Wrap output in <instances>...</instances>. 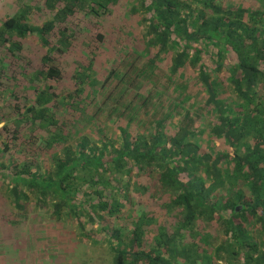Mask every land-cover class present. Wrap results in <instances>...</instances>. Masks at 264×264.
Listing matches in <instances>:
<instances>
[{
	"label": "trees",
	"instance_id": "16d2710c",
	"mask_svg": "<svg viewBox=\"0 0 264 264\" xmlns=\"http://www.w3.org/2000/svg\"><path fill=\"white\" fill-rule=\"evenodd\" d=\"M24 7L0 25V264L63 262L45 221L110 264H264V6Z\"/></svg>",
	"mask_w": 264,
	"mask_h": 264
},
{
	"label": "rangeland",
	"instance_id": "374dc122",
	"mask_svg": "<svg viewBox=\"0 0 264 264\" xmlns=\"http://www.w3.org/2000/svg\"><path fill=\"white\" fill-rule=\"evenodd\" d=\"M28 0H0V25L4 19L10 16H14L16 13L21 11H26V7H24L25 2ZM30 1V0H29ZM254 1L258 7L264 6V0H251ZM38 19H40V16H38ZM112 28H115V26H111ZM117 41H112L114 43V46H108V44L103 45L104 53L102 56L98 58V61L101 63H105L106 60L114 54L115 50L118 47ZM116 45V46H115ZM35 48V46H34ZM33 48V50H34ZM4 123L0 124V127ZM1 192V191H0ZM44 226V228L40 229V233H43L44 236L47 235V233H52L56 237H60L61 241L60 249L59 251H55L56 254H65V258L63 262H53L50 260V258H47V261L42 264H110L109 256L106 253L105 247L102 245H91V244H85L81 242L76 236H75V229L72 227L70 223H62L61 225H53L49 221ZM43 226V225H42ZM7 238L5 237V240ZM1 245V244H0ZM45 248V245L42 244V247L40 245V250ZM49 249L48 254H52L53 249ZM2 251V250H1ZM47 256V255H46Z\"/></svg>",
	"mask_w": 264,
	"mask_h": 264
},
{
	"label": "crops",
	"instance_id": "0c3cea01",
	"mask_svg": "<svg viewBox=\"0 0 264 264\" xmlns=\"http://www.w3.org/2000/svg\"><path fill=\"white\" fill-rule=\"evenodd\" d=\"M6 254H7L6 255L7 263L5 262V264H25V263L26 264H40V258L38 257V253H36L35 257L33 255L31 256V258H28V259H24L23 254H21L19 250L9 251ZM4 261H5V258H4Z\"/></svg>",
	"mask_w": 264,
	"mask_h": 264
},
{
	"label": "water",
	"instance_id": "95a60500",
	"mask_svg": "<svg viewBox=\"0 0 264 264\" xmlns=\"http://www.w3.org/2000/svg\"><path fill=\"white\" fill-rule=\"evenodd\" d=\"M241 206H238V209H240Z\"/></svg>",
	"mask_w": 264,
	"mask_h": 264
}]
</instances>
